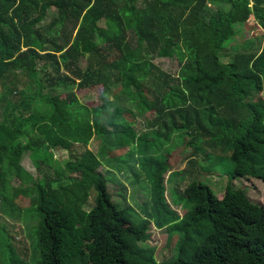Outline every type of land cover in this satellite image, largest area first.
<instances>
[{
    "label": "trees",
    "instance_id": "16d2710c",
    "mask_svg": "<svg viewBox=\"0 0 264 264\" xmlns=\"http://www.w3.org/2000/svg\"><path fill=\"white\" fill-rule=\"evenodd\" d=\"M247 23L260 36L228 48ZM94 87L91 107L76 92ZM184 146L189 168L169 176L194 177L180 218L166 177ZM224 155L236 170L220 198L196 175ZM118 172L147 183L141 214L114 202ZM253 179L264 183V0H0V213L31 223L37 264H160L139 246L154 222L182 234L162 264H264V205L232 185Z\"/></svg>",
    "mask_w": 264,
    "mask_h": 264
},
{
    "label": "rangeland",
    "instance_id": "374dc122",
    "mask_svg": "<svg viewBox=\"0 0 264 264\" xmlns=\"http://www.w3.org/2000/svg\"><path fill=\"white\" fill-rule=\"evenodd\" d=\"M236 29L238 31V36L235 37L230 44L226 45L228 46V48L230 46L242 43L247 39L256 38L261 34L260 29L256 25L251 23H247V26L245 28L241 25H237ZM158 63L163 69L173 74H175L179 70V62L177 59H159ZM104 88L105 87H94L89 90H77L76 93L81 102L87 104L88 106L96 107L103 103L101 95L104 91ZM65 97L66 94H63L62 98ZM142 120L143 121H139L142 123L144 122V119L142 118ZM179 137V134L174 136L175 139L173 140L172 144H170L171 148L173 147V150H176L184 145L185 136H183L181 139ZM101 147L102 142L97 137L92 141L88 148L100 155ZM79 148L84 151L83 147L80 146ZM52 150L55 153V157L60 161L65 162L69 159V152L63 150L62 148L53 147ZM184 150L185 151L182 152L181 148L180 150L171 153L170 157L173 159L175 165L173 170L167 175L166 179H169V176H171L173 172L184 171L189 168L188 157L190 155V151L185 146ZM206 155L207 154H204L203 156L207 157ZM202 160L201 162L203 164H207L206 170H209L210 173H208L205 169H203V174L201 170L198 171L196 175L197 181L209 186L216 195H219V197L222 198L225 187H227L229 183L228 176L226 174L228 172L231 173L236 170L235 163L231 161L228 156H225L224 159H217V161L216 159L207 160L206 162H203ZM24 165L27 169H29V171L38 176V169L34 165L32 159H30L29 155L25 157ZM129 174L131 175V173ZM130 175H125L123 172H118V176L121 179L120 181L124 183V188L119 184L111 183V194L114 202L117 203L120 207L125 208L127 205H129L141 214V206L149 202V187L143 180L135 182V178L132 179L131 183L130 181H128V178L132 177V175ZM193 178L194 177H189L184 174L176 175L174 177H171L166 184L167 200L170 203L171 208L178 213L180 218H182L189 209L186 204L187 200L183 196H181V193ZM11 184L13 186H17L16 181H13ZM232 185L235 188L245 189L249 197L254 202H259L264 205V183H262V181L256 179H253L250 182H247L245 180H236L232 182ZM96 195V191L93 190L90 201L84 207V209L89 210L94 207L95 203L93 199L96 198ZM19 201L22 206L29 203L28 198H23ZM29 224L31 223L20 221L15 218L10 219L7 215L4 216L2 213H0V228L3 229H0L1 231H3V240L0 241V264H12V260H14V257H12V253H10L11 248L15 251L19 259L24 261V263H38L39 257L35 253L36 239L34 237V239L32 240V237L30 236L29 228L32 225L30 226ZM149 233L151 237H149L148 241L146 243H139V246L141 245L145 246L146 248H154L155 259L158 263L162 264L170 262L177 254L179 243H181L182 234L180 232L174 234L172 231L171 233L167 232L166 228H158L155 222L151 225ZM6 235L8 238L6 237ZM201 237V235H197V238ZM9 245L11 246V248L9 247Z\"/></svg>",
    "mask_w": 264,
    "mask_h": 264
}]
</instances>
